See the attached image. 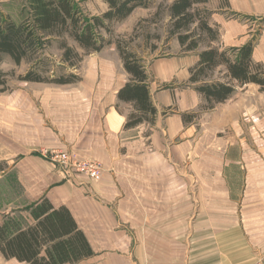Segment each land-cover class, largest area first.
I'll list each match as a JSON object with an SVG mask.
<instances>
[{
    "label": "crops",
    "instance_id": "1",
    "mask_svg": "<svg viewBox=\"0 0 264 264\" xmlns=\"http://www.w3.org/2000/svg\"><path fill=\"white\" fill-rule=\"evenodd\" d=\"M10 1L0 0V14L30 24L25 5L8 14L2 3ZM213 3L208 26L217 38L146 70L152 123L125 128L117 109L133 104L117 95L131 76L118 55L96 54L83 79L45 96L0 97V162L8 165L0 180L20 192L5 212L30 227L28 210L40 200L66 208L91 250L74 264H264V92L229 81L222 65L219 83L234 86L224 102L206 101L189 83L209 48L237 61L251 45L252 65L264 71V0ZM57 150L101 163V179L62 170L45 155Z\"/></svg>",
    "mask_w": 264,
    "mask_h": 264
},
{
    "label": "trees",
    "instance_id": "2",
    "mask_svg": "<svg viewBox=\"0 0 264 264\" xmlns=\"http://www.w3.org/2000/svg\"><path fill=\"white\" fill-rule=\"evenodd\" d=\"M108 11L102 15L107 23L124 21L135 9L148 8L147 0H103ZM209 0H175L168 8L171 22V35L185 52H194L201 45L208 46L218 36V30L208 26V13L196 6L205 5ZM32 22L16 25L0 18V55H8L17 65L28 56L31 50L33 31L48 37L60 38L68 35L78 47L86 52L97 53L104 48L103 40L97 38L95 29L106 26L102 19L96 18L93 24L81 17L77 4L72 0H32ZM196 25L195 28H191ZM201 43V44H200ZM108 44V43H107ZM64 48V46L62 47ZM65 49V48H64ZM251 45L240 49L237 61L231 60L227 52L218 49H206L199 53V62L189 70V83L196 85L206 101L222 103L234 92L230 83H208V75L220 65L224 66L229 81L239 85H259L264 92V71L251 62ZM125 73L131 76L130 81L118 92V100L132 103L134 111L130 114L125 128L133 127L147 121L153 122L154 109L147 88L146 69L134 57L120 51ZM71 49H65L61 61L74 66ZM76 58V57H75ZM74 58V59H75ZM1 60V57H0ZM47 71L33 68L19 78L22 82L69 85L79 81L73 74L69 76L46 77ZM5 85L0 73V86ZM4 89H0V94ZM3 168L0 166V172ZM35 221L30 227H22L17 217L0 214V254L6 260H16L26 264H74L91 254L83 233L78 230L68 210L60 207L57 210L42 199L28 210Z\"/></svg>",
    "mask_w": 264,
    "mask_h": 264
},
{
    "label": "rangeland",
    "instance_id": "3",
    "mask_svg": "<svg viewBox=\"0 0 264 264\" xmlns=\"http://www.w3.org/2000/svg\"><path fill=\"white\" fill-rule=\"evenodd\" d=\"M31 1L32 0H12L10 2H3L2 4L8 14L9 11H11V14L14 13L16 17L22 8V5H25L30 11L29 15L31 14L32 18V10L30 6ZM173 1L175 0H147L148 8L139 7L125 18L124 21L107 23L101 18L102 15L108 11V5L105 4L103 0H75L74 3L78 4L77 7L80 11L81 17L88 20L91 24H93V21L96 18L102 19L104 22L106 29L97 28L94 30L95 33H97V38L103 40L106 44L104 45V48L97 53L86 52L84 49L82 50L78 47L68 35H63L60 38L48 37L33 31L34 37L30 44L32 46L31 50L28 56H26L25 59H22L19 65L7 57L0 60V73L5 80V85L0 86V89H4V92L0 94V97L13 98L15 93L21 91L31 97L37 98L48 94L49 88L59 86L48 83H42L41 85L36 86L19 80L21 76L26 75V73L33 68L47 71L45 76L49 78H55L60 75L69 76V74H73L77 76L80 81L84 78L83 68L87 66V63L90 62V60H95L97 57L96 54H98V56L102 54V56L108 58H111L113 55H118L119 60H121L120 51H125V53L127 52L131 54L135 60L141 63L146 70L150 68V65L155 62L156 59H165L172 56L182 57L187 52L183 51L178 44L176 37L172 36L170 31L171 22L170 16L168 15V8L172 5ZM215 5L216 3L198 5L196 7L200 11L209 14V9L214 8ZM11 8H13V10H11ZM23 12L24 11H22L21 14H24ZM26 13L25 10V14ZM20 17H22L20 19H24L25 16ZM0 18L10 22V20L5 19L1 14ZM25 24L27 23L24 22L22 25L25 26ZM195 27L196 25H193L191 28ZM63 46L65 49H71L72 55L76 57H74L75 59L73 58L72 61L74 66H68L61 61L65 52V49L62 48ZM204 47V45H201L199 48L204 49ZM40 49H43L44 51L42 52ZM121 62L123 64V60H121ZM224 74L225 72L223 69H214L212 70V73L208 75L209 77L206 81L210 84L220 81L226 82ZM207 108L208 106L205 105L203 111H206ZM117 110L120 113L127 114V121L130 114L135 112L132 105H128V107L123 106ZM2 113L4 112L0 107V114ZM185 116H187L189 120H198L199 117V115L196 114H186ZM185 121H188L186 117ZM0 166L3 168V171L0 172L1 177L4 173V169L8 168V165L4 162H0ZM5 185L7 191H4ZM19 193V187L15 186L13 182L7 184L4 183L3 180H0L1 217L9 215L6 214L7 212H5V210H9L12 207L8 206L9 204H6V202L11 199L15 200V196ZM6 261L7 260L0 254V264H7ZM257 263L262 264V261Z\"/></svg>",
    "mask_w": 264,
    "mask_h": 264
},
{
    "label": "built area",
    "instance_id": "4",
    "mask_svg": "<svg viewBox=\"0 0 264 264\" xmlns=\"http://www.w3.org/2000/svg\"><path fill=\"white\" fill-rule=\"evenodd\" d=\"M45 155L49 157L51 162L58 164L62 170L87 176L94 181H99L102 177L103 167L101 163L96 161L82 160L76 154L62 150L47 151Z\"/></svg>",
    "mask_w": 264,
    "mask_h": 264
}]
</instances>
